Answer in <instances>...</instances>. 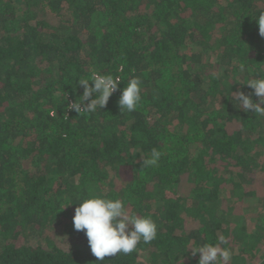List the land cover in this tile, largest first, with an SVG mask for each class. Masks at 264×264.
Here are the masks:
<instances>
[{
	"label": "trees",
	"instance_id": "obj_1",
	"mask_svg": "<svg viewBox=\"0 0 264 264\" xmlns=\"http://www.w3.org/2000/svg\"><path fill=\"white\" fill-rule=\"evenodd\" d=\"M261 12L264 0H0V264H197L189 247L220 235L229 264H264V207L243 211L264 199V117L232 99L264 76ZM93 69L122 82L78 115L67 105ZM133 74L142 100L128 113ZM152 148L163 155L144 167ZM90 194L150 216L157 238L98 261L72 223ZM50 226L67 246L21 240Z\"/></svg>",
	"mask_w": 264,
	"mask_h": 264
},
{
	"label": "clouds",
	"instance_id": "obj_2",
	"mask_svg": "<svg viewBox=\"0 0 264 264\" xmlns=\"http://www.w3.org/2000/svg\"><path fill=\"white\" fill-rule=\"evenodd\" d=\"M256 21L259 34L264 37V12L256 17ZM240 71H245V65H240ZM76 82L83 89L82 95L68 104L67 108L79 115L101 111L112 94L118 90L122 79L119 75L93 69L87 76L77 78ZM141 84L140 77L133 74L127 84L120 89L121 95L118 100L120 111L132 113L137 110L142 100ZM243 84L251 88L252 93L237 90L232 94L233 103L244 112L264 117V76H252ZM253 95L258 98L256 102L252 99ZM162 155L161 151L152 148L150 156L142 161L144 167L157 166ZM72 223L76 231L84 232L91 253L100 262L105 257L118 253L130 254L137 250V245L141 241L149 244L157 238L156 222L150 216L129 212L122 198L109 199L90 194L79 200L78 206L74 209ZM227 244V238L220 235L215 243L189 247L190 255L199 254L197 264H229L233 253L230 248L224 247ZM187 249L178 252L177 255ZM177 261L183 264V257Z\"/></svg>",
	"mask_w": 264,
	"mask_h": 264
},
{
	"label": "rangeland",
	"instance_id": "obj_3",
	"mask_svg": "<svg viewBox=\"0 0 264 264\" xmlns=\"http://www.w3.org/2000/svg\"><path fill=\"white\" fill-rule=\"evenodd\" d=\"M259 187V185H257ZM245 205L247 207H243V211L247 212L246 210H250L252 212V216H257L259 212L261 211V208L264 207V199L262 198H249L245 201ZM255 207H254V206ZM257 206V207H256ZM264 214V213H263ZM261 226V229H264V215L262 217L261 222L258 223ZM63 227L61 226H50L48 229L45 230L43 236H32L31 231L29 229H26L22 232L21 237L22 241L26 243H30L33 245L41 244L46 245L47 238L55 239L59 242L63 241L64 243L62 246H67L69 243V239L63 235Z\"/></svg>",
	"mask_w": 264,
	"mask_h": 264
}]
</instances>
